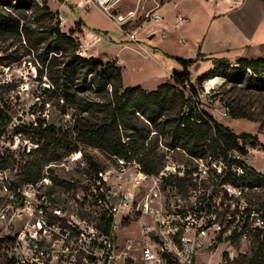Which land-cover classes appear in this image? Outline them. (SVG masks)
Masks as SVG:
<instances>
[{
	"label": "built area",
	"instance_id": "1",
	"mask_svg": "<svg viewBox=\"0 0 264 264\" xmlns=\"http://www.w3.org/2000/svg\"><path fill=\"white\" fill-rule=\"evenodd\" d=\"M118 1L85 0L83 8L100 9L146 52L141 32L150 37L158 30L167 37L159 7L140 12L142 0H137L136 8L122 15L114 11ZM58 18L62 27L65 17L59 13ZM135 20L137 28L129 29L127 25ZM188 21L178 14L175 25L180 28ZM100 39L90 43L87 36L80 37L78 53L95 57L89 50ZM212 79L205 83L211 102L206 84ZM223 104V117H231L228 102ZM189 109L185 107L186 112ZM163 152L165 161L157 172L118 157V166L82 169L79 183L73 178L55 181L45 175L47 165L37 182L15 187L12 199L0 210V222L6 221L8 228L0 235V248L10 250L8 264H234L229 248L220 249L211 262L203 259L214 255L225 239L232 241L236 217L247 210L246 191L260 188L239 181L253 167L249 157L238 151L207 156L182 151L185 160L179 162L172 155L176 151ZM141 218L145 219L141 237H126L122 231ZM253 219L264 223L257 214ZM241 234L248 238L247 232Z\"/></svg>",
	"mask_w": 264,
	"mask_h": 264
},
{
	"label": "trees",
	"instance_id": "2",
	"mask_svg": "<svg viewBox=\"0 0 264 264\" xmlns=\"http://www.w3.org/2000/svg\"><path fill=\"white\" fill-rule=\"evenodd\" d=\"M58 17L59 11L52 10L49 0H0V33L24 42L22 46L31 58L28 61L37 69L35 77L47 81H43L46 85L41 86L38 96H54L63 113H67L69 108L79 109V115L73 113L75 120L71 125L44 126L45 120H38L36 147L29 148L27 159H15L11 164L23 170L24 182H37L42 177L44 166L59 159L61 152H84L86 147L97 148L127 161L135 160L145 171L157 172L163 166L166 154L155 151L156 147L140 151L145 148L148 135L138 129L137 112L152 124H158L165 117L157 131L169 137L170 142L166 143L169 148L180 147L196 156L225 154L227 151L248 154L247 142L256 141L257 135L234 132L213 115L198 110L196 102L184 100V93L176 87L185 84L193 87L189 67L201 59L200 53L195 58L173 56L183 66L181 72L172 75L174 83L165 82L150 91L140 85L124 86L122 69L117 62L80 55V36L77 37L75 32L81 29L76 26L69 32L63 31ZM213 62V68L199 78L224 74L243 81L247 78L246 70L250 68L252 76L249 81H256L258 85L264 82L259 77L264 70V57H241L238 59L239 67L233 68L225 58H213ZM88 90L105 94L96 100L79 95ZM228 104L232 117L254 120L252 113L231 108ZM170 106L175 107L172 109ZM186 106L190 107L187 112ZM12 122L11 109L0 101V144ZM260 129H264V120H260ZM261 150L264 153V144ZM91 166L96 167L94 162ZM233 179L237 178L233 176ZM239 181H244L251 188H264V173L251 167ZM246 261L248 264H264L262 243L253 247Z\"/></svg>",
	"mask_w": 264,
	"mask_h": 264
},
{
	"label": "rangeland",
	"instance_id": "3",
	"mask_svg": "<svg viewBox=\"0 0 264 264\" xmlns=\"http://www.w3.org/2000/svg\"><path fill=\"white\" fill-rule=\"evenodd\" d=\"M51 1V6L54 10H60V14L65 17L66 29H75L77 22L82 20L88 24L90 30H98L97 28L101 27L103 31L100 34H102L105 39L96 48L103 56L108 53L112 54L115 58L116 50L121 47L120 45L126 42H123L125 40L123 37H125L126 34L122 28L117 26L97 8L92 9L90 11L91 14L86 18V12L76 5L71 6L70 0L63 5L62 0ZM82 33L83 31L77 30L75 35L78 37L82 35ZM141 41L147 44L148 49H150L154 55H159L163 53V51L157 50L158 52H156V49H154L152 45H159L161 48H164L166 39L162 38L160 33L157 32L154 39H149V37L144 36V38L141 37ZM22 44H24V42H21L19 39L17 40L13 36L0 33V101L11 109L13 115V122L10 124L7 134L2 138L0 144V166H7L5 168H0V210L12 199L15 187L23 188L26 184L24 182L25 175L23 174V170L17 168V166L12 167L11 164L15 159L22 161L27 159L29 148L36 147L35 133L36 128L39 126L38 120H45L44 126L52 124L58 127L62 124L71 125L75 120L73 113L79 115L78 108H69L67 113H63L54 96H46L45 98L38 96L41 86L46 85L47 81L45 78H43V81L46 82H43L39 77H35L37 71L36 66L34 63H31V61H28L31 58ZM188 48L189 47L184 44L176 43L172 46L171 50L178 52L177 54H180L182 57H188ZM124 53L133 54L128 51ZM258 57H264V52L263 55L252 56V58ZM138 58L139 63L137 64L138 66L141 65L139 71L135 68L131 74L132 76L135 75L134 78L136 80L150 82L149 84L153 86L151 87L152 90L159 86L156 83L158 75H165L168 79L167 81L174 83L172 78L165 72L162 64L154 57L147 58L141 53L138 55ZM238 59L239 57L229 60L231 68L239 67L240 64ZM176 61L179 62L178 60ZM195 63L201 65L194 71L199 76L193 77L191 74V78L193 77V87L189 84L176 86L184 93V100L196 102L201 110L210 115H215L220 122L228 125L238 134L248 132L257 135L256 141L253 142L252 140L247 142V156L255 169L264 172V153L261 150V146L264 144V129H260V120H264V82H262V85H258L256 81L250 82L248 78L252 76V73L248 70H246L247 78L243 81H239L236 76L232 75L229 77L224 74H216L211 78L201 79L199 77L203 73L213 68V58H201ZM165 64L168 66L169 62ZM171 69L173 68L171 67ZM230 72L233 73L231 69ZM259 77L264 79V70L259 73ZM212 78L218 79V83L211 89L213 102L209 101L205 90V83ZM104 94L105 93L95 90H88L79 95L86 99L96 100L102 98ZM191 95L192 97L190 98ZM223 101L230 103L231 108L252 113L254 120L234 118L232 116L228 118L223 117ZM170 107L173 109L175 106ZM137 116H139L136 120L138 129L143 130L144 135H148L144 144L145 148H141L140 151H146L149 147H156L155 151H176L172 155L176 157L179 162L185 160L182 153V151L185 150L180 147L169 148L166 146V143L170 142L169 137L164 135L161 131H157V126L158 128L162 126L160 122H162L165 117L161 118L158 124H152L138 112ZM16 125L19 126L16 127ZM124 139L128 138L124 136ZM139 142L142 144L143 141L140 140ZM177 151L179 152L177 153ZM61 154L59 159L53 160V162L49 164L50 169L48 173L45 172V175H50L55 181H67L73 178L77 183L81 182L82 169L91 170V168H94V166H91V162H94V165L99 168L120 165L118 157L109 155L93 147H86L84 152L64 153L63 151ZM134 161L135 160H129L127 162L133 163ZM45 167L46 166H44V169ZM62 199L66 201L64 196H62ZM243 203L247 206V210L238 214L236 217V228L234 229L236 232H233L232 241L225 239L222 245L218 247L217 252L214 255L204 257L203 261L211 262L217 259L220 249L225 250L229 248L233 251L234 264H248L246 258L251 255L253 247L258 246L259 243H262L264 246V223L260 222L257 224L255 219H253V214H257L264 220V188L260 187L258 189L247 190L243 198ZM64 205H66V208L70 211H77L76 206H70L65 203ZM144 221L145 219L141 218L133 222L132 225L124 229L122 233L126 237L140 238L141 225ZM18 227L21 228L22 223H19ZM7 232L8 228L6 221L0 222V235H5ZM243 232L248 233V238H243L241 234ZM9 251L8 248H0L1 264H8Z\"/></svg>",
	"mask_w": 264,
	"mask_h": 264
},
{
	"label": "crops",
	"instance_id": "4",
	"mask_svg": "<svg viewBox=\"0 0 264 264\" xmlns=\"http://www.w3.org/2000/svg\"><path fill=\"white\" fill-rule=\"evenodd\" d=\"M51 2L49 0L50 6ZM64 3H68V0H62V5ZM84 3L85 0H70L71 6L76 5L82 8L86 12L85 17L87 18L91 14L90 11L97 7L93 6L85 10L83 8ZM136 6L137 0H119L114 5V11L117 14L125 15L129 11L134 10ZM155 7H159L160 12L164 15L165 20L163 25L168 29V35L164 38L166 39L164 48H161L159 45H152L156 49V52L159 50L163 51L159 55H154L148 48L149 52H146L139 45L130 42L127 36H125L123 37L125 39L123 42H126L116 50L115 58L112 54L108 53L103 56L96 48L105 39L100 34L103 31L101 27L93 31L88 28V24L83 20L77 22V27L83 31L82 35L78 34L80 37L87 36L90 43L96 41L99 36L101 37L90 48L89 52L94 53L96 58L99 57L105 62L115 60L117 65L122 69L124 86L140 85L148 91L152 90L151 87L153 86L149 84L150 82L136 80L134 78L135 75H131L135 68L139 71L141 65L138 66L137 63H139L138 55L141 53L147 58L154 57L160 62L170 78H172L174 72H181L183 66L173 58V56H180V54L171 50L172 46L176 43L189 47L188 57L186 58H195L198 53L201 54V58L205 59L225 58L228 60L238 57L252 58L253 55H263L264 0H142L140 12ZM51 8L54 10L52 6ZM98 10L101 11L100 9ZM178 14H184L189 18V21L180 28L175 25ZM138 24L139 21L135 20L130 22L127 27L132 30L137 28ZM61 28L66 32L72 30L66 29V23ZM157 32L159 31H155L149 39H154ZM145 34L146 32H141L140 36L144 38ZM125 51L132 52L133 54H126L124 53ZM166 62H169L168 66L165 64ZM200 65L199 63H195L189 67L193 77L199 76L194 71ZM156 79L158 85L171 82L167 81L168 79L165 75H158Z\"/></svg>",
	"mask_w": 264,
	"mask_h": 264
},
{
	"label": "bare ground",
	"instance_id": "5",
	"mask_svg": "<svg viewBox=\"0 0 264 264\" xmlns=\"http://www.w3.org/2000/svg\"><path fill=\"white\" fill-rule=\"evenodd\" d=\"M218 83V79H212V81L206 84L207 88L212 89L215 87V84Z\"/></svg>",
	"mask_w": 264,
	"mask_h": 264
}]
</instances>
